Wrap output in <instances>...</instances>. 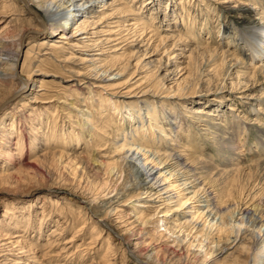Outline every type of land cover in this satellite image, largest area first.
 <instances>
[{"label": "rangeland", "instance_id": "374dc122", "mask_svg": "<svg viewBox=\"0 0 264 264\" xmlns=\"http://www.w3.org/2000/svg\"><path fill=\"white\" fill-rule=\"evenodd\" d=\"M182 1L192 15L190 23H181V2L178 0H139L146 5L133 4L136 11L143 8L142 13L149 20L154 14L156 26L152 30L162 37L174 36L167 35L173 30H166L174 29L177 22L183 31L190 27L192 34L187 44H181L183 47L176 48V39L171 38L167 46H160L156 36L153 38L155 33H147L149 36L143 35V39L140 33L134 38L135 34L127 30L129 23L115 28L114 22L119 19L109 20V27L105 21L100 24L96 19L98 25L95 30L91 29L94 47L85 48L82 44L67 45L68 41L59 38L60 30L50 42L44 43L40 33H34L41 23L20 0H0V41L8 44L3 51L14 52L10 45L19 40L22 33H27L16 70H23L24 74L38 79L32 95L24 97L20 94L0 111V241L3 240L0 242L3 246H0V263L9 264L20 258L27 264L255 263V237L264 236V163H252L251 157L260 150L257 140L264 130V105L263 110L258 111L259 100H264V75L236 65L231 58L223 64L209 53H206L209 56L202 52L192 55L203 48L231 51L229 54L247 52L239 36L250 29L234 11L240 8V4L235 0H221L219 4L208 0ZM240 1L248 3L252 9L250 20L253 24L264 27L257 15L262 12L264 0ZM114 8L101 18L115 14ZM132 23L136 24V21ZM108 30H121L123 34L119 37L130 40L120 46L123 50L117 55L112 54L114 43L106 42L103 55L94 56L101 53L97 46L105 41L107 33L103 32ZM91 43L86 42V46H92ZM175 53L177 57L173 61ZM92 58H95L93 62H87ZM129 62L132 66L126 74L111 75L125 70ZM161 64L163 68H160ZM163 75L168 76L165 82L160 81ZM19 87L18 78L0 74V107ZM196 110L209 113L206 121L219 115V118L237 117L247 123L249 131L243 135L246 147L240 163L228 168L224 166V162H229L233 156H222L212 142L205 140L200 131L206 129L205 123L189 124L186 117ZM147 111L154 117L158 112V124L147 118ZM83 114L91 116L93 124L89 126ZM159 125L163 126L165 133L171 132L174 142L166 140L165 133L159 134ZM136 130L155 140V148L176 155L174 161L170 160V166L179 176L176 178L187 179V188L200 190L191 207L209 213L184 231L175 228L171 218L160 213L164 211L159 208L161 203L154 198L156 196L146 194L143 187L138 186L136 177L126 176L130 175V169L125 167L129 173L121 179L115 173L112 178L107 173V167L117 160L121 144L133 143ZM136 141V145L144 142L138 135ZM196 143L211 171L201 170L202 165L178 158L177 154L183 150L189 152ZM127 151L128 148L125 153ZM152 154L148 153L150 159L154 157ZM210 160L216 163L215 167ZM168 169L161 173L169 174ZM227 169L231 172L223 174ZM237 186L244 189L242 196L231 195V188ZM183 194L181 200L190 196L183 197ZM171 196L176 198L177 194ZM140 204L144 206L139 207ZM255 206L259 207L256 209ZM8 207L11 214L5 217ZM211 218L225 227L222 234L217 233L216 228L211 232L215 240L222 235L221 238L230 241L225 243L228 249L225 255L216 257V254L214 259L203 263V259L195 260L201 251L196 248L199 244L190 243L205 231ZM238 219H243L246 227L233 229L232 220ZM147 220L149 222L144 224L143 221ZM246 229L251 232L246 233ZM239 231L241 235L237 234ZM212 241L210 237L209 242ZM153 253L158 254L157 259L149 257H154Z\"/></svg>", "mask_w": 264, "mask_h": 264}, {"label": "bare ground", "instance_id": "6f19581e", "mask_svg": "<svg viewBox=\"0 0 264 264\" xmlns=\"http://www.w3.org/2000/svg\"><path fill=\"white\" fill-rule=\"evenodd\" d=\"M20 1H21L23 6H26L24 8L28 9L31 12V14H33L38 19V21L41 23V26L39 28L34 29V33H38V34L40 33L41 39H42V41H44V43L50 42V39H52L56 35L55 32L57 30H60V31H62V33H61V36L59 38L62 40L68 41L66 43L67 45L71 44V45L78 46L79 44H82V45H84L83 47H85V48H91V47L93 48L94 47V43H93L94 41L92 40L91 35H93V34H91V31H92L91 29L96 27L98 25V22H100V24H102V23H104V21H105V23L108 24L107 26L109 27L111 24V23H109V20H111V19H119V20L114 22V23H116L115 28H117V29H119L120 25L122 26L123 23H126V24L129 23L127 25V27H128L127 30L129 32H131V34H135L134 38L139 36L140 33H142L141 38L143 37V35H145L146 37L149 36V34H147V33H150V34L155 33L153 38H155V36H156V38L159 40L160 46H167V42L171 41V39H176L174 46L176 48L177 47H183L185 44H187V42H189L188 38L192 34V29H189L190 27L188 29L185 28V30L183 31L182 29H180L178 27V22H177L173 27L174 29L166 30L168 32H171L173 30L172 34L167 33V35L169 34V35H174V36L162 37L159 33H157L156 30H152V28H155V26H156L155 25L156 17L154 16V14H151V16H150L151 18L149 17L150 18V20H149L147 18V16H144V14L142 13L143 8L141 9V11L135 10V8H134L135 5L133 3L143 4V6L146 5V3L139 2V0H20ZM178 1L181 2V5H180V7H181L180 18L182 19L181 23L185 22V21H186V23L187 22L190 23V21L192 20L191 13H188V10L185 6V3L182 0H178ZM208 1L209 2L213 1L216 4L217 3L219 4L221 0H208ZM199 2H205V1L199 0ZM235 2L238 5L240 4V8H238L237 10L234 9L235 15L238 16L240 19H242L244 21V24L246 26H248L247 28L250 29V31H248L246 33L242 32V35L239 36L240 40L243 41L244 48L247 49V52L241 51L240 53L236 52L234 54H229V53H231V51L229 52V51H225V50L220 51L217 49L212 50L210 48H203L202 51L198 50L199 52H192V55L196 54V56H197V54H199L201 52L205 53V54L209 53L216 60H217V58L220 59V61L223 64H226L227 60L229 58H231L232 61L235 62L236 65L239 64V65L243 66V68L253 70L255 74L264 75V27L263 26L262 27L261 26H255L253 24V22L250 20V15H251L252 9L248 7L249 6L248 3H245V2L241 3L240 0H235ZM224 3H228V2L225 1ZM206 4L210 5V3H206ZM116 6H118V8ZM251 6H254V5H251ZM113 7H115L114 9H115L116 15L113 13L112 16L109 18H107V16L101 18V15H105L107 13V11ZM166 9H169V6ZM261 10H262L261 13H258L256 10L255 11L257 12V15H259L261 17V19H260L261 22H264V6ZM113 15H115V18ZM117 15H122V16L120 18H117L116 17ZM170 16H172V15H170ZM168 17L169 16L167 14L166 19ZM173 18H174V16H173ZM96 19H99V21L98 22L95 21ZM131 20L136 21V24L132 23ZM251 25H254V26H251ZM134 27H136V28L134 29ZM68 28H70V29L68 30ZM168 28H171V26H168ZM192 28L194 29L195 26H193ZM94 30H95V28H94ZM104 33H107L105 36L107 38L104 39L105 41L102 43V45L97 46L98 48H100L99 51H101V53H97L94 56H102L103 55V53H104V47H103L104 45L103 44H105L106 42H107V44L114 43L113 46H114L115 50L112 52V54L114 53L115 55H117L119 53V51L123 50L122 48H120V46L124 45L123 43L128 42L130 40V38L128 39V37H119V36H122V34H123L121 32V30H118L116 32H114L112 30H108L106 32H103V34ZM183 33H185V34H183ZM193 33H195V31H193ZM26 34L27 33H22L20 35L19 40H17L14 44L10 45L11 49L14 48V52H12V51L8 52L7 51L8 49H6V52H8V53H4L3 49H5L6 46H8V44L0 41V74L1 75L5 74L6 77H10L12 79L18 78L19 82H20L19 89L14 93V95L12 97H10L8 100L5 101L4 104L1 105L0 110H4L10 103L14 102L20 94L25 95L24 97H26L28 95H32L33 94L32 91H33L34 87L36 86V82L38 81V79H35V76H32V75L30 76L29 74L28 75L24 74L23 70H21L20 72H18L16 70L17 59L19 57L20 49L23 45L24 37L26 36ZM131 34H129V35H131ZM94 35H96V34H94ZM76 42H78V43H76ZM86 42H92L91 44H93V45L89 47L88 44H90V43H88L87 44L88 46H86ZM57 43H59V42H57ZM181 44H183V46H181ZM126 45H125V47H126ZM131 46L134 47V44L132 43ZM200 46L201 45H199V47ZM209 54L208 55L206 54V55L209 56ZM134 55L135 54H133L131 58H133ZM21 56H22V54H21ZM21 56L19 58V63H18L19 67H20L21 61H22ZM173 56L174 57H172V59L174 61V59L177 57L176 53L173 54ZM92 60H95V58L94 59L92 58L91 60L88 59L87 62L92 61ZM25 62L26 61H24L22 69L25 66ZM149 63L151 64V62H149ZM149 63H146L145 65L148 66ZM130 65L131 64L129 62L128 66H126L125 70L118 71L116 69L118 71L117 74L112 73L111 75L117 76V77L121 76V75L123 76L124 74L127 73L128 69L130 68ZM241 66H239V67H241ZM163 67L161 64L160 68H163ZM176 68H179V66L177 65ZM37 75H38V73H37ZM167 78H168V76H164L163 78L160 79V81L165 82V80ZM11 82H13V81H11ZM148 92H150V89ZM174 96H176V95H174ZM244 96H247V95L245 94ZM178 97L183 98L181 96H178ZM260 98H261V96L258 99H260ZM254 101H256V100H254ZM262 105H264V100H259L258 106H260V107H258V111H261L264 109V108L263 109L261 108ZM208 114L209 113H207V111H205V110H202V111L196 110L191 115H188L186 118H187L189 124H191V125H193V124L201 125L202 123H205L206 129L200 130L203 133L205 140L208 142H212V144H214V146L217 148V151L219 152V154H221L222 156L226 157L227 154H231V157L233 156L232 160H230L229 162H227V161L224 162V166H226L228 168L230 166H233L235 163L236 164L240 163V160H242V156H243V154H242L243 150L246 147V142L244 141L243 135L249 131V128H248L249 126L247 125L246 122L241 121L237 117H233L232 119L225 118V117L219 118V115H218L216 119H210V120L206 121L205 118H207L206 116ZM83 115H85L87 117V122H88L89 126L91 124H93L92 118H90L91 116H89L87 114H83ZM157 115H158V112H156V117H154V115L150 111H147V118L151 119L155 125L158 124L157 121H158L159 117ZM262 123H264V122H262ZM81 126H83V123L81 124ZM157 127H158L157 130H158L159 134L163 135V133H165V131H163V126L159 125ZM122 129L124 131V128H122ZM124 133H125V131H124ZM134 133H135V136L132 139L133 143L127 144L126 142H124L121 144L120 150L117 151V152H120L121 154L120 153L118 154L117 160H116V162H114L115 164L113 163L114 165H112V166L109 165L110 167H107L108 168L107 173L109 174V176H111V178H112V176H114V173H115L121 179L124 177L125 173H127V172L129 173V171H130V175H126V176H128L129 178L130 177L131 178L136 177V179L139 182V183L136 182L138 184V186L143 187V191H146V194H149L150 196L153 194L152 195L153 197L156 196L154 198H157L158 203H161V205H160L161 207H159V208L164 209V211L160 212V213H164L163 214L164 216H167V217L169 216L172 220V225L175 228L180 229V231H184L188 227V225L192 224L196 220L201 219L202 217H205V215H207V213H209L208 211L207 212L206 211H200L199 212L198 210L197 211L195 210L196 209L195 207H191L193 205V201H195L199 197L198 194H199L200 190H196L193 187L187 188L189 185L187 183V179L185 180V179H181V178H176V177H179L177 174V171L175 173V169H173V167L170 166V160L174 161V157L176 155H174L173 153H170L167 150L164 151L160 147L155 148L154 145L157 142L155 143L154 139H153L154 141H152L151 139H148L146 136L141 135V133L138 132L137 130ZM170 133H165L164 137H166V140L170 139V141L174 142L175 140L171 139ZM137 135L140 137V139L144 140V142H141L138 145H136ZM135 141H136V143H135ZM257 144L260 145V148H259L260 152L259 151L255 152V154H253L251 157V161H252V163H255V162L264 163V130L261 131V135H260V138H258V140H257ZM133 146L134 147L137 146L135 148V150H134ZM126 148H128V151L125 153ZM133 150H134V152H133ZM188 151L189 152H187V150H183L182 153L177 154V155H179L178 158H182V159L184 158V160L191 161L190 163H193L194 165H202L201 170L211 171V167H209L210 166L209 162L205 158H202L201 150H200L199 146L197 145V143L192 144V148ZM122 152H124V153L122 154ZM151 152L154 154V157L152 159H150L149 158L150 156H148V153H151ZM251 152H252V150H251ZM256 153H260V154L256 155ZM138 155H140V157ZM141 158H143V159H141ZM210 163L212 164L213 167L216 166L215 165L216 163L214 161L210 160ZM177 164H176V166H177ZM262 166H264V165H262ZM102 167H104V166H102ZM102 167H101V169H102ZM123 167L124 168L126 167L130 170L128 171L126 168L125 169L127 171L125 169L123 170L122 169ZM167 168H170L167 171V172H169V174L166 173L167 174L166 175L165 173H161L162 170L167 169ZM225 171L226 172H223V174L227 175L228 173L231 172V169H227ZM234 173L235 172H233L232 174H234ZM175 178H176V180H175ZM126 179H127V177H126ZM171 180H175V182H171ZM157 185H159V186H157ZM136 189H137V187H136ZM191 189L193 190L192 192H190ZM135 190H133V191L136 193ZM230 192H231V195L236 196L237 194H241V196H242L244 189L241 188V186L232 187ZM174 193L177 194L176 198H172V196H171ZM183 193H186V194H183ZM182 194H183V197L186 195H190V196H186L185 200L184 199L181 200L182 198H180V197L182 196ZM163 195H170V196H168V197L166 196V198H165V196H163ZM239 198H240V196H239ZM173 200H175V201H173ZM171 201H172V203H171ZM173 203H175V205L173 207H170L171 204H173ZM143 206L144 205L140 204L139 207H143ZM135 207H138V204ZM145 207H147V206H145ZM206 207H208V206H206ZM256 207H259V206H255V208ZM109 209H112V208H109ZM259 209H261V208H259ZM10 210H11V208H9V207L5 209V217H7L8 214H11ZM193 210H194V212H192ZM257 212H258V210H257ZM135 216H137V215H135ZM210 216H208L207 219H209ZM183 219H184V221H183ZM148 222H149V220L143 221L144 224H146ZM263 222H264V220H263ZM141 223H142V220H141ZM206 223H207V221H206ZM218 223L219 222H216L212 218L210 219V221H208V224H207V227L205 228V231L201 235L199 234V236H198L199 238L203 239L202 241L198 240L197 239L198 237L194 238V236H193V238H194L193 241H191V239H192V237H191V239H190L191 243L190 244L193 245L197 242V244H199V245L196 248H199L201 250L200 253L196 256L195 260H199L198 258H200L201 260L203 259L202 260L203 263H206V262H209L210 260L214 259L216 254H217L216 255V257H217L220 255H225L227 253L228 249L226 248L225 243L228 244L230 239L229 238L224 239V237L221 238V236H222L221 235L219 237V239L217 238V240H215L216 238L211 233L216 228V231L218 229L217 233L220 232L222 234L221 231L225 229L224 224L222 225V223H221L218 225ZM244 223L246 224V222L243 219H238V221L232 220V227H233V229L238 228L240 230L243 226H245ZM225 226H227V225H225ZM247 232H251V231L246 229V233ZM223 233H225V231H223ZM237 234L241 235V232L239 231V233H237ZM250 235L253 236V234H250ZM238 236H237V238H238ZM188 237H189V235H188ZM210 237L213 238L212 242H209ZM259 237L260 238H258V236L255 237L257 240L255 241L256 242V250L254 252V262H255L254 264H264V263H262L264 261H261L264 257V236L259 235ZM5 238H7V237H5ZM2 241H0V242H2ZM236 241H233V243H235ZM238 241H239L238 243L236 242L237 244H239L242 241V239L238 240ZM138 244L136 243L135 246L137 247ZM5 245L7 246L8 244H5ZM5 245H4V247H5ZM0 246L3 247L2 245H0ZM10 246H12V245H10ZM140 246H141V244H140ZM194 247H195V245H194ZM138 249H140V248H138ZM141 252H143V251L141 250ZM4 253H6V252H4ZM203 254H204V256H203ZM13 255L15 256V254H13ZM136 255L141 256V253H139V255L138 254H136ZM201 255H202V257H200ZM153 256L154 257H152V255H150L149 257L152 259H157L158 254L153 253ZM20 259L13 260V261L10 259L9 260L6 259V261H12V263L9 262V264H27V262H25V261L21 262ZM158 261H159V259H158ZM0 264H8V263L7 262H5V263L1 262Z\"/></svg>", "mask_w": 264, "mask_h": 264}, {"label": "water", "instance_id": "95a60500", "mask_svg": "<svg viewBox=\"0 0 264 264\" xmlns=\"http://www.w3.org/2000/svg\"><path fill=\"white\" fill-rule=\"evenodd\" d=\"M1 111V110H0Z\"/></svg>", "mask_w": 264, "mask_h": 264}]
</instances>
